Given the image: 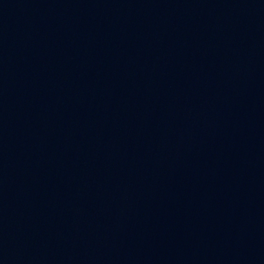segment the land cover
Segmentation results:
<instances>
[{
	"label": "water",
	"instance_id": "1",
	"mask_svg": "<svg viewBox=\"0 0 264 264\" xmlns=\"http://www.w3.org/2000/svg\"><path fill=\"white\" fill-rule=\"evenodd\" d=\"M0 264H264V0H0Z\"/></svg>",
	"mask_w": 264,
	"mask_h": 264
}]
</instances>
